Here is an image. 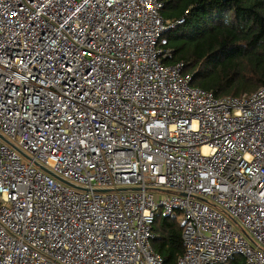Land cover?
I'll use <instances>...</instances> for the list:
<instances>
[{
    "label": "built area",
    "instance_id": "built-area-1",
    "mask_svg": "<svg viewBox=\"0 0 264 264\" xmlns=\"http://www.w3.org/2000/svg\"><path fill=\"white\" fill-rule=\"evenodd\" d=\"M162 9L0 0V264H81L61 229L101 221L119 231L110 251L89 249L96 264H163L159 212L182 218L177 264H264V87L216 98L191 86L183 63L163 62L174 24ZM93 60L108 68L86 85Z\"/></svg>",
    "mask_w": 264,
    "mask_h": 264
},
{
    "label": "trees",
    "instance_id": "trees-1",
    "mask_svg": "<svg viewBox=\"0 0 264 264\" xmlns=\"http://www.w3.org/2000/svg\"><path fill=\"white\" fill-rule=\"evenodd\" d=\"M162 1V18L174 24L166 34L171 55L165 65L183 63L191 86L216 98H241L264 87V0ZM151 230L153 251L163 264H177L184 253L179 215L157 213ZM224 264L245 262L234 256Z\"/></svg>",
    "mask_w": 264,
    "mask_h": 264
},
{
    "label": "snow or ice",
    "instance_id": "snow-or-ice-1",
    "mask_svg": "<svg viewBox=\"0 0 264 264\" xmlns=\"http://www.w3.org/2000/svg\"><path fill=\"white\" fill-rule=\"evenodd\" d=\"M117 2H118V0H112L113 5ZM82 23H92V21L91 20H88L86 22L82 21ZM117 25H119V27H121V28L125 27V25L120 21H117V24L113 25L112 32H116L117 35H120L121 33L117 30ZM112 32H107V35L110 38V40L113 43H115V37L112 35ZM65 46L66 45H57L56 48L52 49V51L55 54L57 48L65 47ZM74 51H79V50H74ZM119 51H120V47H116L115 51L113 52V55H115V53L119 52ZM123 55L127 56L128 53H123ZM104 59L105 58H104L103 54H101L100 60L103 61ZM21 62H23V61H21ZM117 64H118V61H116V60L111 61V69L106 70L104 73L103 79L105 81H111V83L108 84L109 90L111 89L112 85L115 83V80H116L115 70L117 68ZM81 67H83V64H81ZM102 67L105 69L108 68V66L106 64L98 65L95 60L92 61L90 68H89L88 77L84 78V82L86 85L89 83H92L94 85L96 84L95 76L100 74L99 70ZM75 71L80 72V69L77 68V69H75ZM109 72H111V74H109ZM81 76L83 78V73H81ZM99 87L104 88L105 85L99 84ZM104 100L110 102L107 93L104 96ZM86 104H87V101H85L84 105H81V107L84 108L85 115L87 114V111H88ZM50 154L51 153L49 152V155ZM89 218L91 219V217H89ZM68 222L73 223L71 218H69ZM70 231H71V235H65L63 233V230L61 229V236L63 237V239H65L67 241L66 245L60 246L61 250H63L65 247H68V252H66L65 255H68L69 253H72L73 251L79 252L82 250L84 253V256L87 259L82 260L81 264H89V262H91V264H96L95 260L92 259V252L96 251L97 248H108L110 251L111 249L109 248V245L114 242L115 237L109 235V233H112V232L118 233L119 229H118V227L113 228L110 225H106L101 221L100 223L96 224L95 226H93L92 224H83V222H82L81 228L79 230L73 226V228ZM87 231H91L93 233V235L91 237L85 235V232H87ZM78 232H79V237L77 238ZM89 249H91L92 252H90ZM102 254L106 255L105 253H102Z\"/></svg>",
    "mask_w": 264,
    "mask_h": 264
},
{
    "label": "rangeland",
    "instance_id": "rangeland-1",
    "mask_svg": "<svg viewBox=\"0 0 264 264\" xmlns=\"http://www.w3.org/2000/svg\"><path fill=\"white\" fill-rule=\"evenodd\" d=\"M165 38H166V35H165ZM179 220H181L182 221V218L179 216ZM233 226H234V228H238V226H236L235 224H232Z\"/></svg>",
    "mask_w": 264,
    "mask_h": 264
},
{
    "label": "water",
    "instance_id": "water-1",
    "mask_svg": "<svg viewBox=\"0 0 264 264\" xmlns=\"http://www.w3.org/2000/svg\"><path fill=\"white\" fill-rule=\"evenodd\" d=\"M42 170H44L46 173L50 174L47 170H45V169H43V168H42Z\"/></svg>",
    "mask_w": 264,
    "mask_h": 264
}]
</instances>
